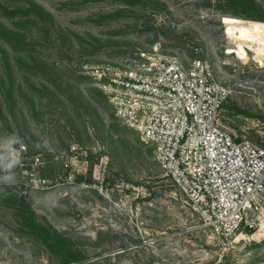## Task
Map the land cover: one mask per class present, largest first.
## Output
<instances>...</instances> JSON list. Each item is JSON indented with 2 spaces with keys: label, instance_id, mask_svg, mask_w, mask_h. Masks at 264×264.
Returning a JSON list of instances; mask_svg holds the SVG:
<instances>
[{
  "label": "rangeland",
  "instance_id": "rangeland-1",
  "mask_svg": "<svg viewBox=\"0 0 264 264\" xmlns=\"http://www.w3.org/2000/svg\"><path fill=\"white\" fill-rule=\"evenodd\" d=\"M134 1L0 0V136L24 142L0 194V264L63 261L27 232L25 208L86 264H264V210L251 233L217 237L94 76L141 53L205 60L231 90L222 125L264 148V55L229 53L227 33L237 18L264 35V0Z\"/></svg>",
  "mask_w": 264,
  "mask_h": 264
},
{
  "label": "built area",
  "instance_id": "built-area-1",
  "mask_svg": "<svg viewBox=\"0 0 264 264\" xmlns=\"http://www.w3.org/2000/svg\"><path fill=\"white\" fill-rule=\"evenodd\" d=\"M94 76L116 116L155 146L161 171L212 233L229 240L255 228L264 210V148L222 125L231 90L207 61L141 53ZM34 163L42 164L40 156Z\"/></svg>",
  "mask_w": 264,
  "mask_h": 264
},
{
  "label": "trees",
  "instance_id": "trees-1",
  "mask_svg": "<svg viewBox=\"0 0 264 264\" xmlns=\"http://www.w3.org/2000/svg\"><path fill=\"white\" fill-rule=\"evenodd\" d=\"M134 0H123L126 4L132 3ZM247 2L248 0H243ZM135 2V1H134ZM133 2V3H134ZM248 5V3H245ZM35 10V13L40 15V11ZM240 15L238 13H234V15ZM260 20L263 22L262 19H255ZM227 102V101H226ZM226 102L223 103L222 107L226 104ZM239 139V138H238ZM21 216L23 220V226H25L28 230L27 232L35 238V240L42 244L43 246L47 247L50 251L57 252L63 256V261H61V264H86L83 262H80L81 259H83V256H81L80 253L74 252L72 250H67L69 247L63 243V240L61 238V235L56 233L52 229L51 226H44L41 223H39L36 219V216L33 212L29 211L28 209H21ZM252 230H250L251 233ZM66 254H64V252Z\"/></svg>",
  "mask_w": 264,
  "mask_h": 264
},
{
  "label": "clouds",
  "instance_id": "clouds-1",
  "mask_svg": "<svg viewBox=\"0 0 264 264\" xmlns=\"http://www.w3.org/2000/svg\"><path fill=\"white\" fill-rule=\"evenodd\" d=\"M24 147L23 139L18 134L0 136V194L6 195L4 189L13 187L19 182L16 172L18 167L22 166V160L17 155L16 146ZM38 149H47L50 147L49 142L44 140L36 145Z\"/></svg>",
  "mask_w": 264,
  "mask_h": 264
},
{
  "label": "bare ground",
  "instance_id": "bare-ground-1",
  "mask_svg": "<svg viewBox=\"0 0 264 264\" xmlns=\"http://www.w3.org/2000/svg\"><path fill=\"white\" fill-rule=\"evenodd\" d=\"M241 24L242 21L236 18L227 27V33L237 45L236 49L229 50V53H234L238 58L246 60L248 59V51L256 48L258 54L264 55V35L253 32Z\"/></svg>",
  "mask_w": 264,
  "mask_h": 264
}]
</instances>
